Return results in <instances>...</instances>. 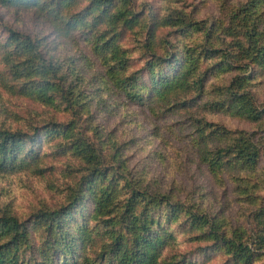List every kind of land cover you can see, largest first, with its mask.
<instances>
[{
    "label": "trees",
    "instance_id": "1",
    "mask_svg": "<svg viewBox=\"0 0 264 264\" xmlns=\"http://www.w3.org/2000/svg\"><path fill=\"white\" fill-rule=\"evenodd\" d=\"M0 6L40 25L0 19V96L42 109L0 110V179L65 175L55 201L0 193V264H264V0ZM141 110L178 117L198 166L232 184L238 218L150 177L161 152L133 164L151 132L122 140L113 122Z\"/></svg>",
    "mask_w": 264,
    "mask_h": 264
},
{
    "label": "rangeland",
    "instance_id": "2",
    "mask_svg": "<svg viewBox=\"0 0 264 264\" xmlns=\"http://www.w3.org/2000/svg\"><path fill=\"white\" fill-rule=\"evenodd\" d=\"M145 1L152 3L155 0ZM0 19L8 21L15 28L28 33H34L40 28L39 23L33 19L30 13L16 14L1 6ZM20 103L16 99L9 101L4 94L0 96V110L6 106L8 110L24 117H27L31 110L42 111L30 102H23L21 103L23 107L18 108ZM58 117L61 121L65 119V115L62 114H58ZM177 119L178 117H174L172 121ZM172 121L164 122L156 119L149 112L141 110L136 118L117 117L113 125H116L122 140H128L135 136L138 133L137 127L140 123H143L151 132L150 138L154 142L153 145L146 151L136 150L132 156L133 164H137L140 168L143 163L139 162L145 161L144 157L148 152L153 150L161 152L159 155L157 153L151 163L146 166L150 177L160 178L168 187H175L176 193L182 199L189 195L193 196L195 193V197L203 200L212 210H222L227 215H231L233 219L238 218L242 207L239 206L232 184L230 182L219 183L204 167L198 166L195 161V148L191 146L188 139L177 133L179 127L175 126L171 129L170 125H174ZM222 121L232 127H242L238 121L226 118H222ZM18 123L14 122L13 125L15 127L23 125ZM63 179H65V175L61 177L59 174L55 177L50 176L46 180L31 177L0 179V193H6L10 198L15 197L18 207L27 208L37 204L38 200L55 201L60 196L61 186L64 185ZM190 247L192 246L184 244L181 249L186 250Z\"/></svg>",
    "mask_w": 264,
    "mask_h": 264
}]
</instances>
